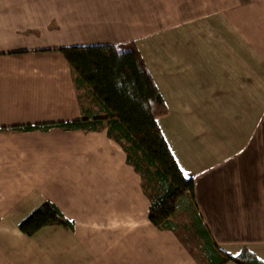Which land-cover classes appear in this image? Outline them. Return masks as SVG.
I'll use <instances>...</instances> for the list:
<instances>
[{
  "label": "crops",
  "instance_id": "crops-1",
  "mask_svg": "<svg viewBox=\"0 0 264 264\" xmlns=\"http://www.w3.org/2000/svg\"><path fill=\"white\" fill-rule=\"evenodd\" d=\"M130 41L213 238L264 259V0H0V264H201L106 130L20 127L83 116L61 47ZM46 201L74 227L26 234Z\"/></svg>",
  "mask_w": 264,
  "mask_h": 264
},
{
  "label": "trees",
  "instance_id": "trees-1",
  "mask_svg": "<svg viewBox=\"0 0 264 264\" xmlns=\"http://www.w3.org/2000/svg\"><path fill=\"white\" fill-rule=\"evenodd\" d=\"M69 61L83 116L20 125L25 130H106L124 148L127 161L142 178L151 200L150 219L161 229L180 228L198 241L201 264H264L247 245L233 255L213 238L202 218L195 183L180 166L158 119L169 112L144 55L135 41L61 47ZM74 227L52 201L36 208L21 223L26 234L47 225Z\"/></svg>",
  "mask_w": 264,
  "mask_h": 264
},
{
  "label": "rangeland",
  "instance_id": "rangeland-1",
  "mask_svg": "<svg viewBox=\"0 0 264 264\" xmlns=\"http://www.w3.org/2000/svg\"><path fill=\"white\" fill-rule=\"evenodd\" d=\"M181 238L184 240V242L188 245V247L195 252L196 254H200V248L198 246V241L195 239L194 236L191 234H188V232L182 228L178 230Z\"/></svg>",
  "mask_w": 264,
  "mask_h": 264
}]
</instances>
